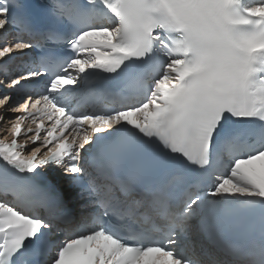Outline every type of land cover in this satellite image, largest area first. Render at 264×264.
<instances>
[{
    "label": "snow or ice",
    "instance_id": "snow-or-ice-1",
    "mask_svg": "<svg viewBox=\"0 0 264 264\" xmlns=\"http://www.w3.org/2000/svg\"><path fill=\"white\" fill-rule=\"evenodd\" d=\"M0 34V264H264V0H0Z\"/></svg>",
    "mask_w": 264,
    "mask_h": 264
}]
</instances>
